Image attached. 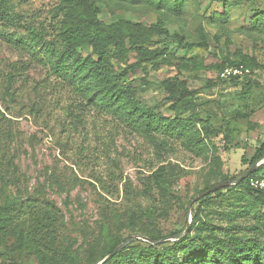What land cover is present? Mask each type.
<instances>
[{"label": "rangeland", "instance_id": "obj_1", "mask_svg": "<svg viewBox=\"0 0 264 264\" xmlns=\"http://www.w3.org/2000/svg\"><path fill=\"white\" fill-rule=\"evenodd\" d=\"M94 1L0 0V13L5 7L13 15L7 25L0 14V68L14 73L11 97L3 93L7 83L0 84V117L12 130L11 137L0 138V207L11 198L55 203L74 258L44 253L15 213L6 211L0 264H98L117 238L123 243L156 232L160 241H174L172 233L193 234L206 221L264 247V206L254 193L238 187L206 202L201 198L189 213L207 185L235 180L248 169L264 140V69L254 66L239 80L219 76L223 65L242 56L264 65V0H185L181 12L145 1ZM159 20L167 35L148 31ZM64 26L84 31L80 41L97 33L122 39L126 55L111 62L116 71L137 63L127 76L137 89L133 106L199 119L198 129L181 139L131 131L100 106L73 104L78 98L54 65L37 64L14 46L36 36L31 43L41 48L44 40H58ZM176 35L193 46H182ZM116 47L110 42L106 50L114 55ZM138 48L159 54L141 59ZM78 51L97 58L91 44L81 43ZM175 80L185 85L173 99L166 83Z\"/></svg>", "mask_w": 264, "mask_h": 264}, {"label": "trees", "instance_id": "obj_2", "mask_svg": "<svg viewBox=\"0 0 264 264\" xmlns=\"http://www.w3.org/2000/svg\"><path fill=\"white\" fill-rule=\"evenodd\" d=\"M68 1L70 4L77 6L84 0ZM88 1H90L92 6L93 4L95 6L94 0ZM132 1H145L156 4L159 8H163L162 6L164 5L171 11L174 10L176 12H181L187 7L184 5L185 0ZM0 14L2 16L1 21L4 24H12L13 15L7 8L4 7ZM222 18H224V15H220V19ZM259 20H261V17ZM148 31L164 35L168 34V29L163 26L160 20L151 25ZM58 34V40H44L45 45L41 48H37L31 43V40L36 36H26L17 39L14 46L27 53L37 64L46 65L50 63L54 65L57 76L73 90V94L78 98V100L74 98L75 102L73 104L87 105L89 103L94 106H100L113 115L123 128L131 131L163 133L164 135L181 139L190 136L192 133L191 128L198 129L197 124L200 123L199 119L191 117L186 119L180 117L169 118L161 112H156L154 109L142 111L133 106L137 89L127 80V76L129 70L135 68L137 63L130 65L122 71H116L114 64L111 62L113 56L121 57L126 55L122 39L110 41L97 33L96 35H91L88 41H80L78 39L79 36L83 38L85 32L69 26L62 27ZM176 38L182 46H193L192 43L185 41L184 36L176 35ZM83 42L93 46V52L97 55V58L92 54L83 55L78 51V46ZM110 42L116 43L117 46L114 55H111L106 50ZM138 51L141 54V59L155 57L159 54L156 50H148L146 48H138ZM240 64H244L249 68L255 66L264 69V65L259 64L255 59L242 56L239 60H229V63L223 65L220 71L229 65L236 66ZM14 68L16 69V67ZM17 68H21L22 71L25 67L20 65ZM1 70L2 68H0V84L3 82L7 83L3 89V93L11 97L10 88L14 83V73L7 72L6 74H2ZM239 79H242V77H234L229 80ZM184 85L185 81L182 80L166 83L167 90H169L173 99L177 98V94L175 93L183 90ZM3 98L5 97L3 96ZM84 99L87 102L86 104L84 103ZM69 113L72 115L73 122H78V113H75L74 109H70ZM0 115H4V112L1 110ZM6 119L8 120L7 117ZM4 123L2 117H0V138L11 137L12 130L6 127ZM197 140L201 141V138ZM263 158L264 140L257 147L249 165L252 166ZM246 170L242 171L238 176L244 174ZM263 173L264 163L240 183L210 193L204 196L201 202L221 196L224 191L232 192L240 187L247 193L256 194L258 202L264 206V190L255 189L249 183L251 178L261 176ZM99 182L103 189L109 193L106 183L102 179H99ZM215 184L207 185L202 191L209 189ZM6 211L15 213L18 220L26 226L33 242L42 247L44 253L47 251L55 253L60 258L74 259L70 249L67 247L65 217L62 210L55 203L39 198H30L23 202L14 198L8 199L0 207V230L8 227V223L4 221L3 216ZM197 216L194 217V227H196ZM262 220L264 222V214L262 215ZM201 226L202 228L197 227L193 234L189 232L186 236H177L174 241H160L163 236L156 232L141 233L144 235H141L142 237H148L155 242L151 243L144 239H138L135 242H139V245H134L135 242L127 245L104 264H264V247L261 243L256 242L252 238L240 237L231 228L220 232L219 227L216 229L208 221L204 222ZM179 232H174L171 235L176 236ZM122 241L123 239L121 238L113 241L102 257L111 253Z\"/></svg>", "mask_w": 264, "mask_h": 264}, {"label": "water", "instance_id": "obj_3", "mask_svg": "<svg viewBox=\"0 0 264 264\" xmlns=\"http://www.w3.org/2000/svg\"><path fill=\"white\" fill-rule=\"evenodd\" d=\"M264 163V161H259L258 163L250 166L245 172L244 174L240 175L239 177H237L235 180L233 179H227L224 181H221L219 183H216L215 185H213L212 187H210L209 189L203 191L201 194H199L198 196H196L189 205V213H191L192 207L193 205L201 198H203L206 195H209L210 193H213L219 189H222L224 187L230 186V185H234L237 183H240L242 180H244L245 178H247L248 176H250L252 173H254L262 164ZM185 232L183 233H179L176 236H182L184 235ZM137 239H144L146 241H150L151 243H154L155 241L153 239H150L148 237H142V236H134L131 239L126 240L125 242L119 244L117 247H115V249L108 254L106 257H104L103 260H101L98 264H104L106 261L110 260L113 256H115L117 253H119L120 251H122L130 242H132L133 240H137ZM163 241V240H162Z\"/></svg>", "mask_w": 264, "mask_h": 264}, {"label": "built area", "instance_id": "obj_4", "mask_svg": "<svg viewBox=\"0 0 264 264\" xmlns=\"http://www.w3.org/2000/svg\"><path fill=\"white\" fill-rule=\"evenodd\" d=\"M251 73L249 67L244 64L240 65H229L225 67L222 71H220L219 76L222 79H230L234 77H243L247 76ZM264 161V158L261 160ZM250 186L255 189L264 190V173L261 176L253 177L250 179Z\"/></svg>", "mask_w": 264, "mask_h": 264}]
</instances>
